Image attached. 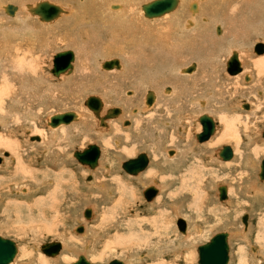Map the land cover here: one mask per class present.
Here are the masks:
<instances>
[{
	"label": "rangeland",
	"instance_id": "obj_1",
	"mask_svg": "<svg viewBox=\"0 0 264 264\" xmlns=\"http://www.w3.org/2000/svg\"><path fill=\"white\" fill-rule=\"evenodd\" d=\"M35 1L2 0V4H16L19 6L21 3L29 4ZM49 1L59 2L63 6L66 5L64 7L70 11L71 17L76 22L81 19L82 13L86 9L89 11L91 4V0ZM139 1L138 8L152 0ZM186 2L185 0L180 2L179 10ZM227 3H223L224 9L231 7L232 0L227 1ZM209 5L207 4L205 7L200 5L199 10L202 15H198L199 20L197 18V21L193 22V26L190 28L194 30L190 31V35L198 31L199 25L202 27H204L203 25H208L206 32L208 37H205L209 41L205 42V46L209 50L214 42L211 32L215 30V35L217 34L218 36L226 34V36L224 35L225 41L221 42V46L215 47L217 49L216 54L218 53L219 57L214 59V63L218 60L216 62L219 68H217V74L221 80V85L227 86L230 92L235 94L227 102L228 105L225 111L216 110V114L219 113V116L214 114L216 111L213 112L209 109V104L212 105L213 100L207 104L203 97L199 95V93L203 94L202 88L198 87L200 92H196V89L190 91L184 88L185 83H190V81H185L188 78L183 77V75L192 76L193 72L184 73L181 70L192 62L196 64L197 59L200 64L207 65L203 57V63L198 57H195V61L194 57H189L182 61L181 66H178V70L180 69L182 74L173 75V83L175 81V84H171L168 81L169 83L167 84L163 82L165 87L161 83L162 86L159 87L161 91L164 89L165 92L168 89L171 91L175 87L174 97L172 96L168 100L166 99L167 97H163L164 94L162 95L161 92V94L159 93L158 101L155 100L153 106L146 110L143 95L149 89L155 93L152 87L145 86L146 89L143 85V88H140L129 80L118 82L119 80L112 79V82L121 83L116 92L122 98L123 96L125 97L120 104L119 102L112 104L111 100L101 92V86L98 84L94 85L93 80L99 78L101 73H104L101 69H97L94 66L96 65V60H98L97 63L100 65L102 60H108V58L120 60V57L117 56L118 54H99L100 56L94 57L93 55L91 56L90 51L78 52L74 50L75 47L73 46L69 47L70 45L65 43L63 45L61 37L64 36L65 30L55 29L53 30L54 34L52 31H50V34L49 29H46L49 26L50 28H56L66 17L70 18L69 15L63 16L65 18L60 20L61 22L58 20L49 26H45V24H41L36 18L30 17L23 11V15L27 19L28 17L31 19L28 21L32 28L31 31H18L20 25L13 23L11 26L13 28H10L12 30L9 31L11 34L7 33L5 35L7 36L6 40L0 37V52L4 51L7 61L12 57V61L17 62L14 58H19L20 55L26 54L24 62L29 64L30 60L27 59L33 57L32 53L34 51L35 55H40L41 53L40 59H37L39 63L36 62L41 73L40 87L37 85L35 89L34 87L30 88L29 100H33V102L26 101L27 104L30 103V112H33V114L39 112V115L37 114L31 119L27 118L29 119L27 120L23 116L24 113H21L20 110L10 109V115L13 117L11 118L9 115L7 124L5 126L0 125V158H3V163L0 165V237L10 239L17 244L18 255L13 264H70L76 261L81 254H85L86 259L92 264H107L112 259H118L125 263L129 260V262L133 261L130 262L133 264H197V246L204 244L218 232L230 234L228 264H264V195H259L255 198L247 189L248 184H253L254 186L258 184L256 187L264 190V182L258 179L259 166L264 159V140L261 138L262 129L264 128V63L261 65L257 64L259 65L257 67L256 65L254 66V62L264 59V53L257 56L253 52L254 44H264V13L261 11L258 15V10L247 8L246 19L248 24H244L243 18L241 19L239 16V18L234 20L236 21V30L240 34V36L238 35L240 39L238 42H233L234 45H228L229 41L227 40H231L230 37L234 36L233 34L229 35L231 33V25L230 23H226L227 26L222 23V25L216 23L218 18L214 20V23L218 26L212 23V5ZM184 9H181L178 18H182V12L186 11ZM233 9L234 12L239 13L238 8ZM259 9L262 10V8ZM80 10L83 11L81 12ZM0 12L1 14L3 13V16H7L2 8ZM172 13L166 15L169 16ZM2 15H0V18H2ZM166 15L164 16L166 17ZM164 16L159 19L160 21L155 19L154 21L161 22L165 19ZM203 17L208 20L206 23L203 20H201L203 23H200V18ZM10 18L12 20V17ZM75 20L73 21L75 22ZM144 20L146 24L151 22L154 24L153 20ZM164 26H155L154 28H157V31L153 30L159 34L158 28L161 30ZM218 28L220 29L219 33L216 30ZM163 33L162 31L161 35ZM166 34L168 33H164V35ZM170 34L171 37H176L175 35L173 36V32ZM0 36L3 37V34ZM168 36L170 37V35ZM186 37L191 39H183L184 43L181 41L182 44L178 42L180 39L176 40L177 43L171 42L175 53L181 52L182 45L184 49H187L185 48L187 46L188 48L199 47V45L204 46L202 39L198 37L194 39L191 36ZM243 39H245V42ZM83 41H86V39ZM194 42L197 43L195 44ZM8 43L10 46H8ZM188 44H190V47ZM231 45L236 48H230L232 50L227 52L228 47ZM242 45L245 47L240 48L239 46ZM65 49L75 54V64L72 63L75 65V71L79 69L80 65L83 66L82 59L84 56L88 54L89 59L91 58V69L89 71V75L93 76L91 84L78 87L77 85L80 84V81L78 82L77 80L70 84L65 83L62 86L60 84L61 81L65 80L64 78L69 77V75H63L56 79L51 75L50 69L53 65L51 62L53 59L51 58L57 52L66 51ZM225 51L229 55L231 51L239 52V56L240 54L249 55L248 59L254 61L250 63L248 60L244 61V59H247L245 57H240L239 59L242 62L241 64H243L240 74L244 76V83H242L243 81L234 82L235 78L232 79L234 75H229L226 72V62L229 55ZM18 52L20 54H16ZM82 53L84 56H82ZM103 55L105 56L103 57ZM206 56L209 57L208 54ZM206 56L204 57L206 58ZM258 57L261 58L259 59ZM124 60L122 61L126 63V60ZM220 61L222 63H219ZM170 65L173 66V63L167 64L166 67ZM114 70L115 72L120 71L116 69L111 71ZM75 71L73 70V72ZM73 72L70 76H73ZM166 73V76L170 75L168 72ZM235 76H238V74ZM246 77H248L247 80H245ZM240 79L238 78V80ZM122 82L126 84L123 85ZM80 87L82 89L78 91ZM91 88L95 89V92ZM52 90H55L53 91L54 93ZM131 93L134 94V99L127 97ZM50 94L55 95L53 102L49 100ZM36 95L44 98V101L36 102L34 100ZM68 95L75 99L76 104H74L75 101H69L70 97ZM92 95L100 96L106 108L115 107V105L117 107L118 105L119 109L123 111L120 118L108 122L109 128L105 133L99 131L95 118L90 115L92 113L83 106L84 100ZM128 98H130V103H128ZM245 104L249 105L250 109H243ZM141 107L143 108L141 109ZM69 110L79 113L81 117V120L79 119L80 121L78 120L79 122L75 123L76 126L78 125V129L73 131L75 137L71 146L67 142L65 143L67 137L63 141L57 138L55 140L56 143L54 142L48 148L40 145L42 140L32 141L30 139L38 135L41 139L44 135L49 138L51 132L50 130L47 132L46 120L55 114L69 112ZM16 111L18 112L16 113ZM222 112L227 114L228 120L232 122L230 128L233 126V130L231 131L237 132L238 129L240 139H237L239 142L236 139H229L231 142L219 143L210 150L208 143L221 129L222 121H225ZM203 114H207L213 119L216 124V132L206 142L199 143L195 135L201 132L198 118ZM14 115L22 116H17V119L14 118ZM126 119L129 121V126L123 127L121 123L124 122L123 120L126 121ZM112 121L117 122L113 124ZM71 126L73 125L67 126V128ZM87 127L90 130L89 133L86 131ZM134 127L135 129L130 131V133L125 131L128 128L132 130ZM88 145H96L100 149L99 167L93 171L86 166L80 165L72 156L74 151H82ZM223 146H229L233 151V158L228 162L218 160L214 155H211ZM169 151H173V155L169 156ZM56 152L59 153L57 154ZM4 153L7 154V157H4ZM140 153L148 155V159H150L149 165L144 172L138 175V178L137 176H133V178L121 169V164L124 161L135 158ZM242 156H245L247 160L245 165L240 161ZM234 159H237V161ZM234 161L237 164H231ZM227 166H231V168L229 169ZM94 183L106 185L112 189L111 194L106 195L108 194V191H106V194L103 195V192L95 188ZM218 186L227 187L229 203H226L225 200H218ZM148 187H157L159 194L150 203H147L142 196V191ZM260 196H262V199L258 200ZM90 207L94 210L93 217L91 220H87L84 218L83 212ZM243 215L248 217V228L245 232L243 231L244 225L241 222ZM178 218L183 219L187 223L188 240L183 242L184 248H180L178 246L179 242H177L178 237H182L176 226ZM79 226L85 227V233L77 234L74 232ZM51 242H59L64 245L59 256L55 259L48 258L39 251L43 244ZM177 246L179 248H176Z\"/></svg>",
	"mask_w": 264,
	"mask_h": 264
},
{
	"label": "bare ground",
	"instance_id": "obj_2",
	"mask_svg": "<svg viewBox=\"0 0 264 264\" xmlns=\"http://www.w3.org/2000/svg\"><path fill=\"white\" fill-rule=\"evenodd\" d=\"M14 1H18V2H23L24 0H14ZM43 1H46V2H48V3H50L51 5H54V6H57V7H59L60 9H61V13L59 14V17L57 18V19H55V20H53V21H51V22H41L40 20H39V18L37 17V16H35V15H32L31 14V12H30V10L32 9V8H34L35 7V5L37 4V3H39V2H43ZM84 1V0H83ZM88 1V0H87ZM96 1V2H95ZM99 2L97 3V0H91L90 2H91V4H90V6H89V11H88V9H86L83 13H82V17H81V19L80 20H78V22H76V20L74 19V18H72L71 17V15H70V11H68L64 6H66V5H60L59 4V2L58 3H56V2H51V1H49V0H36L34 3H29V4H27V3H21L19 6L18 5H16V4H14V5H10V6H12V7H14L15 8V11H14V13L11 15V14H8L7 13V6L8 5H5L6 3H4V4H2V0H0V5L2 4V10H3V12L7 15V16H9V17H7V16H3L2 14H1V12H0V15H2V18H0V32H1V34H3V37L2 36H0L1 38H6L7 36H5L7 33H10L9 31L10 30H12V29H10V28H13V27H11L12 26V24L13 23H18L20 26H19V30L18 31H21V30H28V32L29 31H31V25H29L28 24V21H30L31 19H29V17H28V19L23 15V11L24 12H26L30 17H33V18H36V20L37 21H39L41 24H45V26L46 25H50V24H53V23H55V22H57L58 20L60 21V20H62L63 18H65V17H63V16H70V18H67L66 17V19H69V20H62V22L60 23V24H58V26L56 27V28H50V26H49V28H46V29H49V33L51 34V32L50 31H52L53 32V30H65V32H64V36L63 37H61L62 39H63V45H64V43L65 44H68V45H70L69 47H71V46H73V47H75L74 48V50H77L78 52H80V51H90V53H91V56L93 55L94 57L96 56H100L101 54H118L117 56L118 57H120V60L123 58V59H125L124 61L126 62V63H124L122 60L120 61L119 59H117V58H108V60H102V63H101V65L99 64V63H97L98 62V60H96V59H93V60H96L97 62H96V65H94L97 69H101L104 73H101V76L99 77V78H95L94 80H93V82H94V85L96 86V84H98V85H100L101 86V88H102V93L106 96V97H108L110 100H111V103L113 104V103H118L119 102V104H120V102H121V100L123 99H125V97L123 96V98H122V96L121 95H119V94H117V92H116V89L117 88H119L118 86L121 84H118V83H115V82H112L111 80L112 79H116V80H119L118 82H121V80L123 81V80H129L130 82L132 81V82H134L137 86H139L140 88L144 85V87L145 86H148L149 88L150 87H152V89H154V91H155V93L153 92V91H151L150 89V91L149 90H147L146 91V93L143 95V99H144V105H145V108H146V110L147 109H150L152 106H153V104L155 103V100L156 101H158V99H159V93L161 94V92H162V95L164 94V96L163 97H167L166 99H168V98H170L171 99V97L174 95V88L175 87H173V90H171L170 91V89H168V91H164V89H162V91L160 90V86H162L161 84H163V82H166V84L167 83H169L168 81H170V83L171 84H175V81H174V83H173V75H176V74H182V72H180V69L178 70V66H181V62L182 61H185V59L186 58H189V57H194L193 59H194V61L196 60L195 59V57H198L199 58V60H201V62L203 63L204 62V60H206L205 61V63L207 64V65H202V64H200L199 62H197V60H196V64L194 63V62H192L190 65H187V66H185L184 67V69H182L181 71H184V73H186V69L188 68V67H193V70H192V72L194 73L195 71V74H193L192 72H190V73H192V76H190V75H188V76H185V75H183V77H186V78H188L187 80H185V81H190V83H185V85H184V88H185V90H194V89H196L195 91L196 92H200V91H198V87H200V89L202 88V90H203V94H200L199 93V95H201L202 97H203V99L206 101V103L207 104H209L210 103V101H212V105H210L209 104V109H210V111H213V112H215L216 110H220V111H225L226 109H227V105H228V101H229V99L231 98V96H234V94L235 93H231L230 92V89L229 88H227V86H222L221 85V80H220V78H218V74H217V72H218V67H217V61L218 60H216V62L214 63V59H217L218 57H219V55H218V53L216 54V51H217V47L219 46H221V42H223V41H225V36H226V34L224 33L223 35H221V36H218L217 34L215 35V30L213 31V32H211V34H212V37H213V39H214V42H213V44H211V43H209V44H211V47L213 48H210L209 50H208V48L205 46V42L208 40L209 41V39H207V26L208 25H203L204 27H202L201 25H199L198 26V31L196 32V33H192L191 35H190V31L192 32L194 29L193 28H190V27H192L193 26V22H195V21H197V18H198V20H199V16L198 15H202V13L200 14V5H204V7H205V5H212L211 6V11H212V16H211V20H213V22L212 23H214V20H216L217 18H218V21L216 22V23H218V24H225L226 25V23H230V25H231V30H230V34L229 35H234L233 37H230L231 38V40H227V41H229V43H227L228 45H230V44H233L234 45V43H235V41L236 42H238L239 41V39H240V34L237 32V30H236V28H237V26L235 25L236 24V21H234L236 18H239V17H241V19L244 21V24H248V21H247V19H246V9L247 8H250V9H256V10H258L259 12H258V15H259V13L262 11L263 13H264V0H232V5H231V7H228V9L226 8V9H224L223 8V3H227V1H229V0H205V1H198V0H185V2H186V4H184L182 7H181V9L183 8H185L186 9V11H183L182 13H183V16H182V18H178V14L180 13V11H181V9L179 10V7H180V2L182 1V0H177V5H176V8H177V10H176V8L173 10V11H171L170 13H172V12H174L175 10V12L174 13H172V15L170 14L169 16H167L166 14V17H165V19L164 20H162L161 22H155L154 21V19L157 21V20H159L161 17H163V16H161V17H158V18H153V19H148V18H146V17H144V14H143V11H142V5L141 6H139V8H138V4H139V0H98ZM149 1V0H148ZM153 1V0H152ZM149 2H151V1H149ZM148 2V3H149ZM63 3V2H62ZM230 3V2H229ZM82 4V3H81ZM228 4V3H227ZM227 4H225V5H227ZM209 5V6H210ZM23 7V8H22ZM68 7V6H67ZM202 8H204L203 6H201ZM262 8V10L261 9H259V8ZM1 8H0V11H1ZM201 8V9H202ZM233 8H238V12L239 13H236V12H234V9ZM184 9V10H185ZM237 10V9H236ZM239 10H241V11H239ZM72 11V10H71ZM81 11V10H80ZM83 11V10H82ZM81 11V12H82ZM142 12V13H141ZM73 13H75V12H73ZM72 14V13H71ZM143 14V15H142ZM167 14H169V13H167ZM209 14V13H208ZM74 15V14H73ZM76 16V15H75ZM180 16V15H179ZM239 16V17H238ZM261 16H262V14H261ZM1 17V16H0ZM10 17H12V20H11V18ZM14 17V18H13ZM208 17H210L209 15H208ZM77 18V17H76ZM142 18H144V19H148V20H153L154 21V24H153V22H151L150 24H146V23H144V22H146L144 19H142ZM71 19V20H70ZM73 20H75V22L73 21ZM147 20V21H148ZM201 20H203V22L205 21V23H206V21H208L207 19H205L204 17L203 18H200V23H203V22H201ZM143 21V22H142ZM160 21V20H159ZM38 22V23H39ZM148 23V22H147ZM216 23H214V24H216ZM32 24V23H31ZM209 24V23H208ZM221 24V25H222ZM165 25V26H164ZM196 26H197V24H195ZM217 25V24H216ZM229 25V24H228ZM43 26V25H42ZM163 27L164 26V28H162L161 30H160V28H158V32H159V34H157L156 32H155V30L157 29H155L154 27ZM218 26V25H217ZM227 26V25H226ZM55 27V26H54ZM195 27V26H194ZM212 27V26H211ZM223 27V26H222ZM242 28V27H241ZM153 29H155V30H153ZM217 30V33H219V31H220V29L218 28V29H216ZM157 31V30H156ZM161 31V32H160ZM162 31L164 32V33H168V34H166V35H164V33H163V35H161L162 34ZM12 32V31H11ZM17 32V31H16ZM27 32V33H28ZM173 32V36L175 35L176 37H171V34L170 33H172ZM18 33V32H17ZM31 33V32H30ZM56 33V32H55ZM59 33H61V32H59ZM156 33V34H155ZM227 33V32H226ZM0 34V35H1ZM11 34V33H10ZM20 34V33H19ZM22 34V33H21ZM53 34H54V32H53ZM179 35V37H177V35ZM22 35H24V34H22ZM26 35V34H25ZM32 35V34H31ZM34 35H36V34H34ZM58 35V34H57ZM62 35V34H61ZM167 35H170V37L168 36L167 37ZM225 35V36H224ZM239 35V36H238ZM5 36V37H4ZM9 36V35H8ZM18 36V35H17ZM56 36V35H55ZM186 36H191L192 38H194L195 39V37H198V38H200V39H202V41H204V46H200L199 45V47L198 46H195L194 48H188V46L187 47H185V48H187V49H184V46L182 45V48H181V52H179L178 51V53H175V51L173 50V43L171 44V42L173 41V42H175V43H177V41L176 40H179L180 39V41H178L179 43H181V41H183V43H184V40L186 39V40H189V39H191L190 37H186ZM205 36H207V37H205ZM15 37V36H14ZM32 37V36H31ZM17 38V37H16ZM22 38V37H21ZM58 38H60V37H58ZM197 38V39H198ZM243 38V37H242ZM9 39H11V38H9ZM20 39V38H19ZM18 39V40H19ZM25 39V38H24ZM29 39H30V37H29ZM53 39V38H52ZM86 39V41H83V40H85ZM184 39V40H183ZM196 39V40H197ZM224 39V40H223ZM227 39V38H226ZM229 39V38H228ZM245 39H248V38H245ZM245 39H243L244 40V42H245ZM3 40V39H2ZM6 40V39H5ZM26 40H27V37H26ZM55 40V39H54ZM57 40V39H56ZM61 40V39H60ZM59 40V41H60ZM12 41V40H11ZM17 41V40H16ZM194 41V40H193ZM24 42H25V40H24ZM199 42V41H198ZM234 42V43H233ZM10 43V42H9ZM9 43H8V46H10L9 45ZM18 43V42H17ZM21 43V42H20ZM46 43V42H45ZM187 43V42H186ZM195 43V42H194ZM197 43V42H196ZM195 43V44H196ZM200 43V42H199ZM203 43V42H202ZM208 43V42H207ZM243 43V42H242ZM11 44V43H10ZM14 44V43H13ZM22 44H23V42H22ZM36 44V43H35ZM35 44H34V46H35ZM182 44V43H181ZM239 44V43H238ZM263 46H264V44L263 43H261ZM3 45V44H2ZM33 45V44H32ZM31 45V46H32ZM37 45V44H36ZM185 45V44H184ZM189 45V47H190V44H188ZM233 45H231V46H229L228 47V50H227V52L228 51H230V50H232L234 47H232ZM255 45V44H254ZM20 46V45H19ZM30 46V47H31ZM176 46V45H175ZM181 46V45H180ZM237 46V45H236ZM1 47H3V46H1ZM24 47V46H23ZM29 47V48H30ZM38 47H39V45H38ZM38 47H37V49H38ZM45 47V46H44ZM48 47V46H47ZM216 47V48H215ZM240 48H244L245 46L244 45H242V46H239ZM7 48V47H6ZM14 48V47H13ZM24 48H28V47H24ZM34 48V47H33ZM89 48V49H88ZM206 48H207V50H206ZM230 48H232V49H230ZM236 48V47H235ZM234 48V49H235ZM11 49H12V47H11ZM19 49H20V47H19ZM18 49V50H19ZM31 49H32V47H31ZM30 49V50H31ZM44 49V48H43ZM69 49V48H68ZM73 49V48H72ZM178 49V48H177ZM1 50V49H0ZM14 50H15V48H14ZM22 50V49H21ZM35 50V49H34ZM40 50V49H39ZM38 50V51H39ZM66 50V49H65ZM176 50V49H175ZM12 51H13V49H12ZM17 51V50H16ZM38 51H36V52H38ZM63 51V50H62ZM205 51V52H204ZM208 53H207V52ZM2 52H3V54H4V51L2 50ZM2 52H0V125H2V126H5L6 124H7V120H8V118H9V115H10V109H12V110H20L21 111V113L23 112L24 113V117H25V119H27V118H29V119H31L32 117H34V116H37V114L39 115V112L38 113H34L33 114V112H30L31 111V106L29 105L30 103H26V101H30L29 100V98H30V96H29V93L31 92V91H29L30 90V88H32V87H34V89H35V87L38 85L39 86V83H40V81H41V73H40V68H39V65L36 63V62H38V60L37 59H40V55H41V53H40V55H35V51L32 53L33 54V57L30 59V57H29V59H27V60H30V63L29 64H25V62H24V60H25V57L24 56H26V54L24 55H20L19 56V58H14V60L16 59V61L17 62H13L12 61V57L10 58V60H8L7 61V58L5 57V54L3 55L2 54ZM46 52V51H45ZM61 52V51H60ZM72 52V51H71ZM226 52V51H225ZM226 52V53H227ZM233 52H236V54H237V57H238V60L240 59V57H245V58H247V59H244V61L245 60H248L249 61V63L250 62H254V61H251V60H249L248 58L250 57L249 55L248 56H245V55H241L240 54V56H239V52H237V51H231L230 52V55H229V53H227L229 56H228V58H227V61H228V59L231 57V55H232V53ZM253 52H254V46H253ZM6 53H8V52H6ZM15 53V52H14ZM58 53V52H57ZM56 53V54H57ZM75 53H76V51H75ZM84 53V52H83ZM83 53H82V56H84L83 55ZM86 53V52H85ZM255 53V52H254ZM9 54V53H8ZM16 54H20L19 52L18 53H16ZM27 54H28V52H27ZM29 54H30V52H29ZM31 54V55H32ZM38 54V53H37ZM56 54H54V56L56 55ZM72 54H73V61L71 62V66H72V69L71 70H68L67 72H65V73H63V74H61V75H59V76H57V77H55L54 75H52L53 77H55V79L56 78H59L60 76H68L69 75V77H65L64 79L65 80H63V81H61V83L60 84H62V86H63V84H65V83H67V84H70V83H73V82H76L77 80H78V82L80 83V84H78L77 86L79 87L80 85H83V87L85 86V85H88L90 82H92V77L89 75V71H90V62H91V58L89 59V57H88V54L86 55V56H84L83 57V59H82V65L83 66H81L80 65V67H79V69H77V70H79L78 72H77V70L75 71V60H76V58H75V54L72 52ZM100 54V55H99ZM208 54V56L209 57H207L206 55ZM256 54V53H255ZM263 54V53H262ZM9 55H11V54H9ZM77 55V54H76ZM257 56H260V55H258V54H256ZM30 56V55H29ZM53 56V57H54ZM105 55H103V57H104ZM173 56V57H172ZM204 56H206V58L204 57ZM16 57H17V55H16ZM204 58V60H203V58ZM222 57V56H221ZM101 58V57H100ZM259 58V57H258ZM261 58V57H260ZM259 58V59H260ZM263 58V57H262ZM35 59H36V61H35ZM51 59H53V58H51ZM78 59V58H77ZM114 59H116L117 61H118V64H119V68L117 69V68H114V69H116V70H120V71H118V72H115V70L114 71H111V70H113V69H111V70H106V69H103L102 68V65H103V63L104 62H107V61H110V60H114ZM242 59V58H241ZM190 60H192V59H190ZM221 60V59H220ZM256 60H257V58H256ZM187 61H189V60H187ZM258 62H254V66L256 65V67L257 66H259V65H261V64H263L264 63V59H260V61L259 60H257ZM52 62V64H53V60L51 61ZM93 62V61H92ZM39 63V62H38ZM72 63H74V64H72ZM171 63H173V66L172 65H170V66H168V67H166V65L167 64H171ZM185 63V62H184ZM219 63H222V61H220ZM239 63H240V67H241V72H242V65L243 64H241L242 62H240V60H239ZM200 64V65H199ZM226 64H227V62H226ZM257 64H259V65H257ZM201 65H202V67H201ZM53 66V65H52ZM51 66V67H52ZM93 66V67H94ZM100 67V68H99ZM83 68V69H82ZM218 68V69H217ZM261 68V67H260ZM52 69V68H51ZM50 69V70H51ZM94 69V68H93ZM73 70L75 71V72H73ZM109 71V72H108ZM168 72L170 75H168V76H166V72ZM72 72L74 73L73 74V76L71 75L70 76V74H72ZM221 72V71H220ZM227 72V71H226ZM240 72V73H241ZM240 73H238V76H235L234 75V77L232 78V79H234L233 81L235 82H239V81H243L244 79V76L242 75V74H240ZM92 74H93V72H92ZM240 74V75H239ZM262 74H263V72H262ZM95 76V75H94ZM171 76V77H170ZM233 76V75H232ZM170 78V79H169ZM172 78V79H171ZM238 78L240 79V80H238ZM176 79V78H175ZM232 79H231V81H232ZM248 79V77H246L245 78V80H247ZM158 80V81H157ZM44 81V80H43ZM58 81H59V79H58ZM230 80H229V82H231ZM123 82H125V81H123ZM123 82H122V84H123ZM131 82V83H132ZM180 82V81H179ZM245 81H243L242 83H244ZM44 83V82H43ZM51 83V82H50ZM129 83V82H128ZM161 83V84H160ZM237 83H235V85H237ZM249 84H250V82H248ZM91 84V83H90ZM124 84H126V83H124ZM123 84V85H124ZM133 84V83H132ZM176 84H177V82H176ZM44 85V84H43ZM45 85H46V83H45ZM129 85H130V83H129ZM164 85V84H163ZM234 85V86H235ZM48 86V85H47ZM128 86V85H127ZM167 86V85H166ZM169 86V85H168ZM171 86V85H170ZM40 87V86H39ZM55 87V86H54ZM72 87H73V85H72ZM75 87V86H74ZM82 87V86H81ZM79 88L78 89V91L79 90H81L82 88ZM121 87V86H120ZM164 87H165V85H164ZM181 87H183V86H181ZM197 87V88H196ZM71 88V87H70ZM138 88V87H137ZM143 88V87H142ZM146 88V87H145ZM156 88H157V90H156ZM235 89H236V87H234ZM43 89H44V87H43ZM59 89V88H58ZM69 89V88H68ZM92 89V88H91ZM100 89V88H99ZM147 89V88H146ZM166 89V88H165ZM241 89V88H240ZM255 89H257V88H255ZM40 90V89H39ZM46 90V89H45ZM49 90V89H48ZM76 91H77V89H75ZM95 89H92V91H94ZM178 90V89H177ZM33 91V90H32ZM35 91V90H34ZM53 91H55V90H52V92ZM59 91H60V89H59ZM65 91V90H64ZM232 91V90H231ZM234 91V90H233ZM248 91V90H247ZM36 92V91H35ZM43 92V91H42ZM50 92H51V90H50ZM49 92V93H50ZM58 92V91H57ZM66 92V91H65ZM95 92V91H94ZM129 92V91H128ZM132 92V91H131ZM145 92V91H144ZM148 92H150V93H152V95H153V103L149 106V105H147L146 104V97H147V94H148ZM237 92V91H236ZM256 92V91H255ZM54 93V92H53ZM64 93V92H63ZM69 93V92H68ZM125 93H127L126 91H125ZM133 93V92H132ZM131 93V95H126L127 97H130V98H133V96H134V94H132ZM143 93V92H142ZM189 93V92H188ZM202 93V92H201ZM260 93V92H259ZM46 94V93H45ZM55 94H56V92H55ZM66 94V93H65ZM124 94V93H123ZM130 94V93H129ZM238 94V93H237ZM261 94V93H260ZM35 95V94H34ZM56 95H58V94H56ZM101 95V94H100ZM184 95V94H183ZM239 95H240V93H239ZM41 96V95H40ZM61 96V95H60ZM69 96V95H68ZM236 96V95H235ZM241 96H242V94H241ZM34 97V96H33ZM45 97H47V96H45ZM70 97V96H69ZM89 97H95V98H98L99 100H100V102H101V109H100V112H99V117H103L105 114H106V112H107V110H109V109H118L119 110V114L117 115V116H115V117H113V118H110V119H106L105 121H104V124H105V126L104 127H101L100 126V121H99V119H98V117L90 110V109H88L85 105H84V103H85V101L89 98ZM89 97H87L85 100H84V102H83V106L85 107V108H87V110H89V112H91L92 114H90V115H93V117L95 118V122H96V125H97V127H98V129H99V131H101V132H107L108 131V128H109V126H108V122L110 121V120H113V119H118V118H120L121 117V115H122V113H123V111L121 110V109H119V107H118V105H117V107H116V105H115V107L113 106V107H111V108H106L105 106V103H104V101L102 100V98H100V96L98 97V96H96V95H92V96H89ZM174 97V96H173ZM48 98V97H47ZM56 98H57V96H56ZM61 98V97H60ZM59 98V99H60ZM105 98V97H104ZM103 98V99H104ZM130 98H128V103H130L131 101H130ZM44 98H42V97H37V95H36V97H35V101L36 102H38V103H40L42 100H43ZM55 99V95H53V94H50V96H49V100H50V102H53V100ZM134 99V98H133ZM165 99V98H164ZM173 99V98H172ZM177 99V98H176ZM201 99V98H200ZM57 100V99H56ZM69 100V99H68ZM113 100V101H112ZM169 100V99H168ZM175 100V99H174ZM181 100V99H180ZM180 100H178V101H180ZM32 102H33V100H31ZM30 101V102H31ZM44 101V100H43ZM60 101V100H59ZM58 101V102H59ZM66 102H67V100H65ZM70 102H74L75 101V99L74 98H71L70 97V100H69ZM107 101V100H106ZM171 101V100H170ZM173 101V100H172ZM176 101V100H175ZM123 102V101H122ZM164 102V101H163ZM162 102V103H163ZM168 102V101H167ZM177 102V101H176ZM24 103H26V104H24ZM55 103V102H54ZM63 103V102H62ZM201 103V102H200ZM203 103L205 104V102L203 101ZM33 104V103H32ZM74 104H76V101L74 102ZM167 104V103H166ZM42 105V104H41ZM40 105V106H41ZM45 105V104H44ZM107 105H108V103H107ZM161 105V104H160ZM133 106V105H132ZM155 107H156V105H154ZM177 106V105H176ZM204 106V105H203ZM249 106V105H248ZM44 107V106H43ZM33 108V107H32ZM37 108H39L38 106H37ZM143 107H141V109H142ZM175 108V107H174ZM252 108V107H251ZM41 110H42V108H40ZM137 109V108H136ZM248 109H250V107L248 108ZM247 109V110H248ZM253 109V108H252ZM258 109V108H257ZM37 110V109H36ZM124 110V109H123ZM126 110V109H125ZM134 110V109H133ZM130 111V110H129ZM13 112V111H12ZM18 111H16V113H17ZM36 112V111H35ZM41 112V111H40ZM69 112H72V111H70L69 110ZM138 112V111H137ZM212 112V113H213ZM256 112V111H255ZM63 113H65V112H63ZM74 114H75V119L71 122V123H69L68 125H59V126H57V127H51L50 125H49V121H50V118L52 117H49L47 120H46V122H45V124H46V128H48L47 129V132L50 130V134L51 135H49V138L46 136V135H44V137L41 139V137H39V135L37 136L38 137V141H41L42 140V142H41V144L40 145H43V147H46V148H48V146H50V145H53V143L55 142V140L58 138H60L61 139V141H63L64 139H65V137H67L66 138V141H65V143L67 142L68 143V145L69 146H71L72 145V143L74 142V133H73V131L75 130L76 131V129H78V125L76 126L75 125V123H77V122H79L81 119V117H80V114L79 113H77V112H73ZM179 113V112H178ZM217 113V111L214 113V114H216ZM247 113H249V112H247ZM58 114H62V112H60V113H58ZM222 114L224 115L223 117H224V120L225 121H222L223 122V125H222V127H221V129H219V131H218V133L216 134V136L212 139V140H210V142L208 143V145H209V148H210V150H211V148L212 147H214L215 145H217V144H219V143H223V142H226V141H229V139L230 140H235L236 139V141H237V139H240V136H238V129H237V132H233V131H231V130H233V126L230 128V126H231V124H232V122L231 121H229L228 120V117H227V114H225V113H223L222 112ZM32 115V116H31ZM55 115H57V114H55ZM176 115V114H175ZM180 115V114H179ZM203 115H207V114H203ZM216 115H218L219 116V113L218 114H216ZM11 116V115H10ZM15 117L14 118H17V116L16 115H14ZM20 117L22 116V115H19ZM18 116V117H19ZM54 116V115H53ZM202 116V115H201ZM200 116V117H201ZM209 118H211L209 115H207ZM13 116H11V118H12ZM125 117V116H124ZM175 117H178V116H175ZM222 117V118H223ZM13 118V119H14ZM18 119V118H17ZM22 119V118H21ZM29 119H27V120H29ZM80 119V120H79ZM212 119V118H211ZM12 120V119H11ZM24 120V119H23ZM79 120V121H78ZM129 120V119H128ZM198 120H199V118H198ZM84 121H86V120H84ZM124 122H122L121 123V125L123 126V127H127V126H129V121H127V119H126V121L125 120H123ZM132 121V120H131ZM212 121H213V119H212ZM15 122V121H14ZM113 122V124H115L116 122L115 121H112ZM125 122H127L128 124H125ZM166 122V121H165ZM199 122V121H198ZM9 123V122H8ZM17 123H18V121H17ZM34 123V122H33ZM23 124V123H22ZM83 124V123H82ZM131 124V123H130ZM133 124V123H132ZM200 124V123H199ZM213 124H214V133L216 132V124L214 123V121H213ZM17 125V124H16ZM70 125H73V126H71V127H69V128H67V126H70ZM80 125V124H79ZM134 125V124H133ZM160 125H161V123H160ZM82 126V125H81ZM19 127V126H18ZM44 127V126H43ZM176 128V127H175ZM201 128V127H200ZM135 129V127L134 128H132V130L131 129H129L128 128V130H125V131H128L129 133H130V131H133ZM123 130H124V128H123ZM150 130V129H149ZM86 131H87V133H89V128L87 127V129H86ZM167 131V130H166ZM100 132V133H101ZM213 133V135L212 136H214L215 134ZM242 133H243V131H242ZM246 134H247V132H246ZM245 134V135H246ZM260 134V133H259ZM186 135V134H185ZM197 135V134H196ZM195 135V136H196ZM240 135V134H239ZM249 135V134H248ZM247 135V136H248ZM251 135V134H250ZM32 136V135H31ZM160 136H161V134H160ZM175 136V135H174ZM183 136V135H182ZM36 137V136H35ZM194 137V136H193ZM250 137V136H249ZM249 137H248V140H249ZM255 138V137H254ZM254 138H252V139H254ZM209 140V139H208ZM247 140V141H248ZM255 140V139H254ZM254 140H253V142H254ZM58 141V140H57ZM229 142H231V141H229ZM235 142V141H234ZM237 142H239V140L237 141ZM56 143V142H55ZM252 143V142H251ZM58 144V143H57ZM178 144H180V143H178ZM235 144H237L236 142H235ZM239 144V143H238ZM38 145V144H37ZM56 145V144H55ZM240 145V144H239ZM249 145V144H248ZM247 145V146H248ZM98 147V146H97ZM208 147V146H207ZM229 147V146H228ZM56 148H57V146H56ZM222 148V147H221ZM220 148V149H221ZM245 148H246V146H245ZM53 149H54V147H53ZM98 149H99V147H98ZM220 149H218L217 151H215L213 154H211V155H214V157H216L218 160H221L220 158H219V156H218V152H219V150ZM231 149V148H230ZM206 150V149H205ZM208 150V149H207ZM209 150V151H210ZM241 150H242V148H241ZM245 150V149H244ZM247 150V149H246ZM167 151V150H166ZM188 151H190V150H188ZM187 151V152H188ZM231 151H232V149H231ZM12 152V151H11ZM14 152V151H13ZM99 152H100V149H99ZM242 152V151H241ZM6 153H8V152H6ZM54 153V152H53ZM57 153V152H56ZM59 153V152H58ZM57 153V154H58ZM145 154V153H144ZM4 155H5V153H4ZM55 155V154H54ZM146 155V154H145ZM168 155L169 156H171V155H173V151H169L168 152ZM10 156V155H9ZM147 156V158H148V155H146ZM154 156V155H153ZM246 156V155H245ZM245 156L243 157L242 156V159L240 160L241 162H243V164L245 165V163H247V160H246V158H245ZM4 157H7V155H5ZM62 157V156H61ZM239 157V156H238ZM247 157V156H246ZM10 158H12V157H10ZM71 158V157H70ZM232 158H233V151H232ZM237 158V157H236ZM2 159V161H1V164L3 163V158H1ZM182 159V158H181ZM99 160V159H98ZM149 160L150 159H148V165H149ZM235 160V159H234ZM250 160V159H249ZM213 161V160H212ZM222 161V160H221ZM230 161V160H229ZM235 161H237V159L235 160ZM233 162V163H231V164H237V162ZM239 161V162H240ZM11 162V161H10ZM9 162V163H10ZM224 162V161H223ZM225 162H228V161H225ZM13 163V162H12ZM0 164V165H1ZM19 164V163H18ZM159 164V163H158ZM148 165H147V167H148ZM260 165H261V163H260ZM19 166V165H18ZM22 166V165H21ZM171 166V165H170ZM20 167V166H19ZM23 167V166H22ZM87 167V166H86ZM97 167H99V162L97 161V166L94 168V169H89V167H87L89 170H91V171H93V170H95ZM146 167V168H147ZM161 167V166H160ZM181 167V166H180ZM229 169L231 168V166H227ZM17 168V167H16ZM145 168V169H146ZM162 168V167H161ZM163 169V168H162ZM172 170V169H171ZM145 170H143L142 172H144ZM259 171H260V166H259ZM107 172V171H106ZM125 172V171H124ZM142 172H140V173H138L137 175H134V177L135 176H137V178H138V175L139 174H141ZM20 173V172H19ZM34 173V172H33ZM95 173V172H94ZM110 174H111V172H110ZM127 174V173H126ZM129 175V174H128ZM127 175V176H128ZM130 176H132V175H130ZM133 177V176H132ZM133 177V178H134ZM258 179H259V174H258ZM260 180V179H259ZM139 181V180H138ZM260 181H263L264 182V180H260ZM264 184V183H263ZM94 185H95V188H97L99 191H101V192H103V195H105L106 194V191H108V194H106V195H109V194H111V191H112V189H110L109 187H107L106 185H100V184H96V183H94ZM93 185V186H94ZM154 185V184H153ZM155 185H157V184H155ZM258 185V184H257ZM256 185V186H257ZM262 185V184H261ZM256 186H254L253 184L252 185H250V184H248V187H247V189H248V191H249V193L251 192V194H253L254 196H255V198H257L256 196H259V195H264V190H262V189H260V188H257ZM220 186H218L217 187V193H218V188H219ZM225 188H226V195H227V187L226 186H224ZM260 187V186H259ZM93 188V187H92ZM112 188V187H111ZM153 188H155V187H153ZM146 189V188H145ZM144 189V190H145ZM156 190H157V187L155 188ZM143 190V191H144ZM143 191H142V196H143ZM159 191H161V189H159ZM244 191V190H243ZM246 192H247V190H245ZM114 193V192H113ZM157 194H158V190H157ZM157 194H156V196H157ZM159 195V194H158ZM252 195V196H253ZM155 196V197H156ZM262 196H260V197H258V198H260V199H258V200H261L262 198ZM154 197V198H155ZM143 198H144V196H143ZM153 198V199H154ZM229 197H226V199H225V202L227 203H229V199H228ZM145 199V198H144ZM152 199V200H153ZM152 200H150V201H147L146 199H145V201L147 202V203H150ZM218 200H219V198H218ZM220 201V200H219ZM224 201V200H223ZM263 201V200H262ZM261 202V201H260ZM87 209H89L90 210V218L89 219H87V220H91L92 219V217H93V208H87ZM83 215H84V212H83ZM248 218V217H247ZM185 222V221H184ZM188 222V221H187ZM248 222V221H247ZM246 222V223H247ZM185 224H186V228H185V232L184 233H181L182 234V237L180 236V237H178V239H177V242H179V244H178V246L180 247V248H184V246L185 245H183V242H186L187 240H188V235H187V231H186V229H187V223L185 222ZM191 226V225H190ZM83 227V226H82ZM247 228H248V224H246V226H244V232L245 231H247ZM74 232H76V230H74ZM77 234H83V233H85V227H83V231L82 232H76ZM227 233V232H226ZM228 234V246H229V236H230V234L229 233H227ZM61 244V243H60ZM190 245V244H189ZM16 246H17V244H16ZM63 244H61V250L63 249ZM176 247V248H179V247ZM173 247V246H172ZM180 250V249H179ZM40 251V250H39ZM252 251V250H251ZM61 252V251H60ZM60 252H59V254H60ZM59 254L57 255V256H55V257H53V258H51V259H55V258H57L58 256H59ZM17 255H18V248H17V253H16V255H15V257H14V260H13V262L11 263V264H13L14 263V261L16 260V257H17ZM81 255H85V254H81ZM253 255V254H252ZM47 257V256H46ZM85 257V256H84ZM48 258H50V257H48ZM85 259H86V257H85ZM87 260V259H86ZM88 261V260H87ZM123 262V261H122ZM130 262H133V261H130ZM129 262V260L128 261H126V263L125 262H123L124 264H133V263H130ZM248 262V261H247ZM250 263V262H249ZM92 264V263H91Z\"/></svg>",
	"mask_w": 264,
	"mask_h": 264
},
{
	"label": "water",
	"instance_id": "obj_3",
	"mask_svg": "<svg viewBox=\"0 0 264 264\" xmlns=\"http://www.w3.org/2000/svg\"><path fill=\"white\" fill-rule=\"evenodd\" d=\"M177 0H153L149 3L142 5V11L144 17L148 19L158 18L167 13H170L176 8ZM15 8L8 5L7 13L13 14ZM32 15L39 18L41 22H51L59 17L62 12L57 6L51 5L50 3L43 1L35 5L34 8L30 10ZM254 52L258 55L264 53V46L261 43H256L254 45ZM73 61V54L71 51H61L58 52L53 57V66L50 71L55 77L67 72L72 69L71 62ZM103 69L111 70L114 68H119L118 61L116 59L104 62L102 65ZM193 67L186 69V73L192 72ZM226 71L229 75H237L241 72L240 63L236 52H233L231 57L228 59L226 64ZM153 103V95L148 92L146 97V104L151 105ZM84 105L90 109L99 119L100 126L104 127V121L106 119L113 118L119 114L118 109H109L103 117H99V112L101 109V102L98 98L89 97ZM249 107L247 104L243 105V109L247 110ZM75 119V114L73 112H65L62 114L54 115L50 118L49 125L51 127H57L59 125H68ZM199 123L201 125V132L197 134L196 140L199 143L206 142L214 133V124L211 118L207 115H202L199 117ZM125 124H128L125 122ZM261 138L264 140V128L262 129ZM32 141H38V137H31ZM5 155H7L5 153ZM73 158L83 166L89 167V169H94L97 166V161L100 156L99 149L96 145H88L82 151H74L72 154ZM218 156L222 161H229L232 159V151L230 147L223 146L219 152ZM2 159L0 158V164ZM148 165V158L144 153H140L135 158L122 162L121 169L129 175H137L138 173L145 170ZM259 179L264 180V159L261 161ZM157 194V190L153 187H148L143 191V196L147 201L152 200ZM226 188L220 186L218 188V198L220 201L225 200ZM90 210L86 209L84 211V218H90ZM241 222L246 226L247 215H243ZM176 226L179 232L184 233L186 224L183 219L178 218L176 221ZM83 227L79 226L76 228V232H82ZM228 234L226 232L215 233L207 242L197 246L198 260L197 264H228L229 261V246H228ZM40 251L43 255L53 258L59 254L61 251V244L59 242L45 243L40 247ZM17 253L16 243L10 239L0 237V264H11ZM70 264H91L85 259L83 255H79L73 263ZM107 264H124L121 260L112 259Z\"/></svg>",
	"mask_w": 264,
	"mask_h": 264
}]
</instances>
